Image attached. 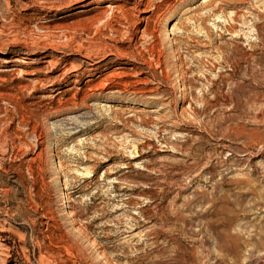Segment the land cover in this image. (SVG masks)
I'll return each mask as SVG.
<instances>
[{
	"label": "rangeland",
	"instance_id": "rangeland-1",
	"mask_svg": "<svg viewBox=\"0 0 264 264\" xmlns=\"http://www.w3.org/2000/svg\"><path fill=\"white\" fill-rule=\"evenodd\" d=\"M0 264H264V0H0Z\"/></svg>",
	"mask_w": 264,
	"mask_h": 264
},
{
	"label": "bare ground",
	"instance_id": "bare-ground-1",
	"mask_svg": "<svg viewBox=\"0 0 264 264\" xmlns=\"http://www.w3.org/2000/svg\"><path fill=\"white\" fill-rule=\"evenodd\" d=\"M170 15L167 16V19H169ZM131 84V83H130ZM100 87V86H99ZM101 88V87H100ZM102 90V89H101ZM98 91V90H97ZM65 200L67 199V197L64 195Z\"/></svg>",
	"mask_w": 264,
	"mask_h": 264
}]
</instances>
